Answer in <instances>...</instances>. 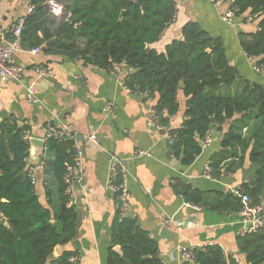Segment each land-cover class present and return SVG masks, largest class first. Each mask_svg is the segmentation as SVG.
<instances>
[{"label": "trees", "instance_id": "obj_1", "mask_svg": "<svg viewBox=\"0 0 264 264\" xmlns=\"http://www.w3.org/2000/svg\"><path fill=\"white\" fill-rule=\"evenodd\" d=\"M56 1L61 7L57 16L50 12L47 0H31L34 8L24 16L21 45L39 47L54 38L50 52L80 58L108 71L124 66L123 84L153 102L151 108L164 127L178 109L176 95L181 89L186 98L185 117L169 131L174 156L188 166L200 154L206 135L213 129L223 132L219 157L208 164L211 175L218 177L223 172V159L237 158L241 165L246 157L256 165L255 174L239 190L252 204L264 199V87H247L234 96L215 93L235 82V70L218 40L188 22L182 27V37L173 40L165 53L151 48L175 16L172 0ZM232 5L240 14L256 15L257 30L240 33L239 40L242 51L256 58L255 65L264 73V0H234ZM28 149L22 129L9 122L0 125V217L7 221V225L0 224V264H72L69 258L74 253L63 252L55 259L50 255L55 246L68 243L76 234L77 208L67 205L64 181L76 148L72 140L45 138V149L52 155L51 160H42L43 172L51 177L44 184L46 207L29 175ZM178 188L187 202L211 210L241 207L234 193H204L182 183ZM111 243L120 251L110 247L106 264H162L157 243L133 218L116 215ZM237 243L243 264H264V228L240 236ZM191 251L193 264H238L218 245Z\"/></svg>", "mask_w": 264, "mask_h": 264}, {"label": "crops", "instance_id": "obj_2", "mask_svg": "<svg viewBox=\"0 0 264 264\" xmlns=\"http://www.w3.org/2000/svg\"><path fill=\"white\" fill-rule=\"evenodd\" d=\"M172 1L175 16L159 39L150 44L151 48L165 53L173 40L182 37V27L188 22L195 23L221 43L227 62L235 70V82L216 90L217 95L234 96L247 87H264L263 70L255 65L256 58L242 51L239 40L240 33L257 30L256 20L246 22L241 18L231 26L220 18L225 5L215 6L210 0ZM29 5L34 8L31 0H0V45L13 38L11 29L20 17L28 14ZM38 35L42 37L41 32ZM49 40H52L49 47L43 51L41 48ZM49 40L33 54L32 48L21 45L19 39L12 59L23 65L25 72L21 81L0 79V125L15 124L17 129H22L23 136L27 132L29 137L43 140L49 127L66 126L74 135L75 148L81 151L82 179L74 192L76 234L68 243L55 246L50 259L71 252L77 256L79 264H106L109 248L117 246L111 243V224L120 214L133 218L157 243L162 264H179L178 249L181 247L204 245H218L224 253L238 257L243 264L237 243L240 210L217 211L187 202L178 184L204 193L229 194L253 179L256 165L246 157L241 165L237 158L223 159L220 163L223 172L218 177L206 178L205 167L219 157L220 135H223L213 129L209 144L202 147L190 165L182 166L167 143L165 130L146 124L145 116L153 102L123 86L127 72L124 66L108 71L84 63L80 58L50 52L54 38ZM83 44L80 41L79 45ZM38 64L48 66L50 73L34 83L37 102H33L26 87L33 81V68ZM176 98L178 109L169 119V129L179 127L185 117L186 98L181 89ZM107 102L111 107L105 110ZM91 134L95 136L94 141L89 138ZM138 151L145 154L137 155ZM51 159L52 155L44 149L42 160ZM113 160L120 162L126 181L129 197L125 210L107 187ZM39 163L32 165L27 157V168H33L36 192L46 207L44 184L51 177L43 172Z\"/></svg>", "mask_w": 264, "mask_h": 264}, {"label": "built area", "instance_id": "obj_3", "mask_svg": "<svg viewBox=\"0 0 264 264\" xmlns=\"http://www.w3.org/2000/svg\"><path fill=\"white\" fill-rule=\"evenodd\" d=\"M212 4L215 6L225 5L226 8L221 13L220 18L228 25L234 26L237 20L244 19L246 22H251L255 19L256 15H244L240 14L239 10L236 6L232 5L233 3L230 0H210ZM47 4L50 8L51 13L54 15H58L60 13L61 7L56 0H47ZM33 11V6L29 5L27 7V12L31 13ZM24 24V16L20 17L14 27L11 29L13 34V38L8 41L4 45H0V79L4 80H16L21 81L23 78L25 68L23 65L15 63L12 59L13 52L18 48L19 39L21 36V31ZM31 53L35 54L39 52V47H34L30 50ZM257 68V67H256ZM258 69L263 70L261 67ZM34 71V79L26 87V92L30 99L33 102H37L34 96V83L44 76H47L50 73L49 67L46 65H35L33 68ZM113 73V72H112ZM123 82V81H122ZM125 89L129 90L124 84ZM130 91V90H129ZM111 107V103H105L104 109L107 110ZM146 124L149 127H153L157 130H165V137L167 143L172 144V136L170 135V129L168 126L164 127L158 123V117L155 109L149 108L147 114L145 116ZM47 136H54L56 138H65L68 140L74 139V135L70 133L69 129L65 126L64 128L58 129L55 127H49L47 129ZM24 139L28 140L29 134L27 132L24 133ZM90 140H95V136L91 134L89 136ZM211 141L210 133L205 136V138L201 141V146L204 147ZM80 149L76 148V152L74 155L73 163L68 165L64 172V181L66 183V193L69 195V200L67 202L68 206L75 205L76 199L74 196V192L77 187L81 184V169H80ZM145 154L143 151H138L137 155ZM43 161L39 163V166L42 167ZM33 168L28 167L29 175L32 177ZM204 176L206 178H212L211 169L209 165L205 167ZM107 187L115 193L117 202L119 206L125 210L127 207L128 201V191L126 187V181L124 177L123 170L120 166V162L117 160H113L110 166V175L108 179ZM233 193L237 195L240 199L241 207H240V229L239 235H247L257 232L259 229L264 228V199H262L259 203L252 204L250 202V198L246 193L241 192L239 189H234ZM187 206H190L196 210L199 209L198 206L187 203ZM191 247H181L178 249V255L180 257L179 264L190 263L193 264V254ZM238 264H241V260L238 257H234ZM69 261L72 264H79L78 258L76 255H72L69 258Z\"/></svg>", "mask_w": 264, "mask_h": 264}, {"label": "water", "instance_id": "obj_4", "mask_svg": "<svg viewBox=\"0 0 264 264\" xmlns=\"http://www.w3.org/2000/svg\"><path fill=\"white\" fill-rule=\"evenodd\" d=\"M234 0H230L231 3H233ZM52 40H49L45 43V45L41 48L43 51L46 50V48L49 47ZM222 134L220 135V138H222ZM28 162L32 165L38 164L40 161H42L43 152L45 149V140L35 137H29L28 138ZM0 224L7 225L6 218L1 217L0 218ZM113 250L120 251L119 246L113 247Z\"/></svg>", "mask_w": 264, "mask_h": 264}]
</instances>
